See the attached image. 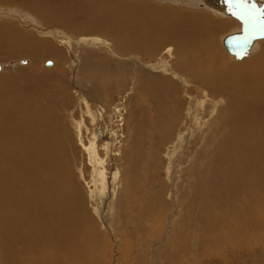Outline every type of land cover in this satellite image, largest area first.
Masks as SVG:
<instances>
[{
  "label": "bare ground",
  "instance_id": "6f19581e",
  "mask_svg": "<svg viewBox=\"0 0 264 264\" xmlns=\"http://www.w3.org/2000/svg\"><path fill=\"white\" fill-rule=\"evenodd\" d=\"M135 1L76 0L78 8H72L67 0H0L2 8L47 15L72 33L43 29L52 38L41 37L25 19L23 28L0 12V62L6 64L0 72V264H77L89 261V250H99L105 233L96 219L104 221V216L96 214L95 193L87 188L109 178L101 147L109 131L105 114L112 113L109 102L119 85L134 92L126 112L133 130L122 152L125 183L135 205L145 202L143 216L166 211L170 250L196 254L186 264H202L200 255L210 257L214 248L221 252L208 261L238 264L222 252L227 245L234 255L244 241H264V41L256 52V43L236 36L243 29L229 19ZM260 1L246 4L262 28ZM224 7L223 13L232 15L226 4L219 6ZM230 36L246 40L234 53L249 48L253 57L232 63L219 46L231 44ZM164 52L169 57L161 59ZM22 57L32 64L21 67L12 60ZM46 58L55 59V68L38 67ZM199 90L218 98L207 103L197 97L200 92L196 96ZM117 113L126 119L114 107ZM204 113L218 123L209 127L208 161L190 164V200L181 193L184 203L173 222L178 210L170 208L166 195L176 200L174 185L152 189L144 178L151 189L140 194L136 184L143 162L158 165L163 147L145 151V129L152 124L156 134L164 128L165 143ZM120 198L117 208L125 205Z\"/></svg>",
  "mask_w": 264,
  "mask_h": 264
},
{
  "label": "rangeland",
  "instance_id": "374dc122",
  "mask_svg": "<svg viewBox=\"0 0 264 264\" xmlns=\"http://www.w3.org/2000/svg\"><path fill=\"white\" fill-rule=\"evenodd\" d=\"M141 1L142 2L145 1L150 3L151 5H155L159 7H166V8L171 7V8L183 9L192 12H208L214 14L218 19L220 18L223 20L229 19L232 21L233 27L239 26L240 29H243L239 32V35L235 34L236 36L241 35L240 37H246L247 39H249V41L255 42L256 43L255 48L257 50L256 52H258V50L260 51L262 48L260 42L264 41V27L261 28L255 24V21L250 16L251 14L248 8L244 7L243 5L238 6L234 2L230 3L229 0H182V1L181 0H139V2ZM73 2L76 3V0H70V2L69 0H67V4L75 5L73 7L71 6L72 8H78L77 5L74 4ZM135 2H138V0ZM181 2L184 4H182ZM260 2L262 3V1ZM207 3H212V4L208 5ZM225 4L229 7L232 15L223 13L225 10H227L226 7H224V10H222V8H219V6ZM1 6L2 4H0V12L6 11L2 15V18H10V20H14V21L16 20L17 24L19 26H22L23 28H25L26 25L23 24L22 19H25V22L27 21L28 23L27 27L32 28V30L35 32H38L40 36L42 35L41 37H50L44 35L41 32L43 29L45 30L53 29L56 30L57 32L62 33L63 35L72 34L64 26L51 22L50 18L47 15L41 17L40 15L34 12L30 14L24 12H18L17 10H15L16 12H11V9L13 8L8 9L10 8L9 6L8 7L3 6V8ZM69 6L70 5H68V9H70ZM262 12L264 13V10H262ZM6 14H11V15L8 16ZM62 34H60V36H63ZM100 37L106 38L105 36H100ZM230 37L232 38V36ZM50 38H52V36ZM55 42L60 45V42L57 39H55ZM220 45L223 48V50L226 51L227 54H229V58L232 63L238 64L253 57V54L251 53L252 50L249 48H246L243 52L239 54V53H234L232 51L233 47L231 46V44H229V42L227 43L226 48L223 47L224 45L222 46L221 43L219 44V46ZM164 53H161L162 56L161 59H163V55L164 58L169 57L168 56L169 54L167 53L164 54ZM48 59L54 61V65H52L51 67L48 65L49 61H46ZM12 60L15 61L18 60L17 64L18 62H20L19 66L21 67H27L32 64L31 59L27 57L25 58L22 57L20 59H12ZM45 61H46V65H45ZM4 65L6 64L0 62V72ZM55 66H56V61L53 58L42 59L38 63V67H40L41 69L45 67L44 70L46 69L49 70V68H55ZM60 69H62V67ZM129 89L125 90V88H122L120 85L117 87L116 90L114 89L116 93L115 97L113 98V101L109 102L112 106V113L108 112L107 110L105 114L108 130H109L107 132V137L110 136V138L106 137V140L102 142V143L105 142L104 145L103 146L101 145L102 147L101 146L100 147L102 148V152H103L102 157L105 159L104 167H106L107 170L106 172L109 178L106 179V182L103 185L97 186V188L96 186L95 188L94 187L87 188L88 190L91 189L90 191H94L95 193L93 203L99 208L96 211V214L98 215V211H99V212H103V216H104V221L96 219L98 229L101 228L102 226V231L105 233L103 241L100 244L101 249L99 247V250H97V252L94 251L92 253H91L92 249L91 250L88 249L91 257L89 261L87 262L81 259L82 260L81 262L79 259L77 264H81V263L82 264H86V263L87 264H174V262L175 264H186L189 258L191 257V259H194L196 254L190 253V255L186 256L184 252L181 253L179 252L180 254L179 253L176 254L172 250H170V247L167 245L168 243L167 237L170 236L172 232V225H170L167 219L164 218L165 217L164 213H166V211L162 210L161 211L163 212L162 214L160 210L159 213L158 212L153 213L151 211H147L148 214L151 213L152 214L149 215L148 217L143 216V213L146 210L145 208L146 206H144L145 202L141 204L139 200L135 205L133 203L134 198H132L131 193L125 183L127 181V178L125 176V167H124L125 162L122 157V152L124 151L125 146L128 145L130 140L129 134L133 130L132 129L133 125L131 124V120L130 122L128 121L127 113H126L127 110L132 107V103H133V99H131V97L134 92L131 90V93H129ZM111 90L113 91V89ZM199 92L200 94H198ZM196 96L201 99H206L207 103H211L213 102V99L215 100L216 98L217 100L218 98L217 95L215 94L209 96L211 98H207L202 94L201 90H199L196 93ZM114 107L121 108L122 113L126 116V119L123 118L121 120L120 119L121 115H119V113L114 115L113 114ZM113 115L114 117H111ZM213 124L216 125L218 123H215L213 117H210V115L207 114L205 115L204 113L203 119H200V121L197 124H194V122L187 123L186 125H184L185 127L184 129L174 131L173 134H170L168 141L165 143H164V136L166 131H164L165 130L164 128H161V130L159 129L160 131H157L156 134H155L156 130L152 124L147 126V128L145 129L146 134L148 133L146 135L148 141H146L145 151L150 150L152 147H155V149H158L161 146L163 147L160 153L158 154L159 164L157 165L156 163H152V162L148 163L144 161L143 162L144 169H141V173L139 174L140 176H138L137 181L136 180L135 181L137 182L136 184L139 183V185L137 186L141 191L140 194L143 193L144 189L145 190H150L151 188L156 189L165 185V187L168 190L171 187V185H174L176 191L175 194L176 200L170 199V196L166 195L167 198H169L168 201L171 203L170 208H175L178 210V213H176L173 222L177 217H179L178 215L179 211L181 209L182 204L184 203V201H181L183 198L181 193H184L185 196L183 199L185 201L190 200V199L186 200L188 197L191 196V191L188 187L190 185V182L192 181L191 179H193L192 176H190L189 172L187 171L188 168H190L191 166L190 164L195 159L198 158L203 163H207L208 161L209 151L211 149V143H206V142L209 140L208 138H210L213 135L212 134L213 130L209 131V127H211ZM123 131L126 133H124ZM180 132H182V134ZM106 143L108 144L106 145ZM147 144H149L150 146ZM159 144H161V146ZM119 150L121 151L120 152L121 155H118ZM107 151L109 152L107 153ZM202 151H204L203 154ZM168 167L170 171L169 177L166 173ZM116 173L117 176L115 178V181L113 182L112 177L113 174L116 175ZM91 177L95 178L96 181L98 180V175L95 172L92 174ZM141 177H143V179ZM144 178L151 181L150 182L151 188L144 186V183L142 182L144 181ZM98 182L100 183V181ZM100 187L103 188L100 189ZM101 190L103 191L101 192ZM124 190L126 192L127 191L129 192L126 193L124 192ZM138 194L136 195V197L140 195ZM118 195L119 196L121 195L120 203L122 200L123 202H125V205L119 208H117L118 202L116 201ZM263 242L256 239L247 240V242L244 241L241 245V248L240 247L236 248L237 251L234 252V255L231 250L232 247L231 245H227L228 247L224 250L222 248H220L219 250H223L222 252L224 253L229 252L228 253L229 256L231 255L229 257L230 262L233 260L238 264H264V244H262ZM251 243L253 246H251ZM254 243L257 244L255 245ZM85 245L88 246L87 244ZM211 251L214 254L211 253L210 257L200 255V257H203L205 259V261H203L204 263L202 264L205 263L222 264V262H224V259H220V260L214 259L213 261H208L209 258L215 255H219L221 252V251H217L214 248H212ZM226 264L229 263L226 261Z\"/></svg>",
  "mask_w": 264,
  "mask_h": 264
},
{
  "label": "water",
  "instance_id": "95a60500",
  "mask_svg": "<svg viewBox=\"0 0 264 264\" xmlns=\"http://www.w3.org/2000/svg\"><path fill=\"white\" fill-rule=\"evenodd\" d=\"M231 45L234 48V51H241L246 45V40L242 38H235L231 41ZM48 64H50V62H48Z\"/></svg>",
  "mask_w": 264,
  "mask_h": 264
},
{
  "label": "snow or ice",
  "instance_id": "6c2138e0",
  "mask_svg": "<svg viewBox=\"0 0 264 264\" xmlns=\"http://www.w3.org/2000/svg\"><path fill=\"white\" fill-rule=\"evenodd\" d=\"M230 3H236L238 6L243 5L244 7H247L246 0H229Z\"/></svg>",
  "mask_w": 264,
  "mask_h": 264
}]
</instances>
